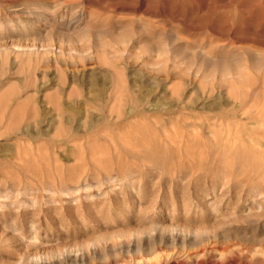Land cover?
<instances>
[{
  "label": "rangeland",
  "instance_id": "obj_1",
  "mask_svg": "<svg viewBox=\"0 0 264 264\" xmlns=\"http://www.w3.org/2000/svg\"><path fill=\"white\" fill-rule=\"evenodd\" d=\"M0 264H264V0H0Z\"/></svg>",
  "mask_w": 264,
  "mask_h": 264
}]
</instances>
